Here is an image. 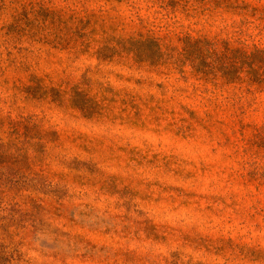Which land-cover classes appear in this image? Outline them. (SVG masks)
<instances>
[{
    "label": "rangeland",
    "instance_id": "1",
    "mask_svg": "<svg viewBox=\"0 0 264 264\" xmlns=\"http://www.w3.org/2000/svg\"><path fill=\"white\" fill-rule=\"evenodd\" d=\"M0 264H264V0H0Z\"/></svg>",
    "mask_w": 264,
    "mask_h": 264
}]
</instances>
